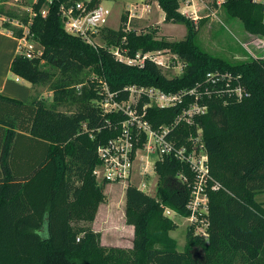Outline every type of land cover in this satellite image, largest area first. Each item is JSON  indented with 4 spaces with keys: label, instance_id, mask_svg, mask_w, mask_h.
<instances>
[{
    "label": "trees",
    "instance_id": "obj_1",
    "mask_svg": "<svg viewBox=\"0 0 264 264\" xmlns=\"http://www.w3.org/2000/svg\"><path fill=\"white\" fill-rule=\"evenodd\" d=\"M153 1L164 22L185 26L182 40L159 39L155 30L125 32L126 15H121L118 30L105 29L103 38L107 45H116L125 37L130 55L170 50L187 63L178 77L166 78L151 63L130 67L105 49L94 50L64 31L55 8L41 17L42 0L32 7L37 15L29 24L28 14L19 18L0 6V17L27 25L42 49L32 60L17 54L11 73L33 86L49 84L52 93L50 102L35 92L25 103L0 95V264H264V205L255 199L264 191V59L232 63L203 52L194 42L195 24L179 11V0ZM222 6L248 33L264 36V4L226 0ZM1 28L15 36L23 31L9 22ZM44 65L54 71L44 70ZM85 71L103 77L114 92L137 85L175 93L192 87L207 72L240 75L250 97L228 105L212 100L207 114L198 119L210 174L223 188L209 191L206 238L188 228L184 250L179 251L168 235L176 226L163 209L183 218L190 212V187L177 175L192 178L187 165L172 158L155 163L157 198L132 185L124 188L125 220L134 227L131 249L104 247L99 233L71 224L77 210L87 213L79 206L99 189L92 174L98 164L96 147L117 136L121 119L105 116L95 105L99 96L93 76L88 88L76 90ZM65 106L74 111L59 109ZM176 112L150 108L147 116L156 127L170 122ZM106 119L110 126H104ZM179 132L176 139L182 143L188 129Z\"/></svg>",
    "mask_w": 264,
    "mask_h": 264
},
{
    "label": "built area",
    "instance_id": "obj_2",
    "mask_svg": "<svg viewBox=\"0 0 264 264\" xmlns=\"http://www.w3.org/2000/svg\"><path fill=\"white\" fill-rule=\"evenodd\" d=\"M14 1L18 3L21 0ZM38 1L32 0L28 9V24L37 15L32 7ZM105 1L107 0H42L39 14L45 18L49 11L55 8L67 34L81 39L94 50L100 48L107 50L115 61L121 64L142 68L147 63H151L169 79L178 77L184 72L187 63L168 49L137 51L130 55L125 47V37L116 45H107L102 34L105 29H109L107 21L110 12L103 5ZM225 1L212 0V3L220 7ZM5 2L9 1L5 0ZM251 2L258 5L264 4V0H251ZM133 10H128L125 32L132 31L130 24L135 17ZM192 12L195 15L189 14L191 20L199 19L197 13ZM182 14L187 15L186 12ZM2 21L23 30L21 36H15L12 31H8L18 42V54L28 60L42 54L41 47L32 39L27 25H21L17 21L6 18ZM250 57L256 58L253 53ZM262 57L264 59V51ZM92 82L95 83V91L99 96L95 105L102 114L121 117L116 123L119 129L117 136L96 147L98 164L92 172L96 181L124 185L132 179L136 162L143 160L146 164L142 165V167L145 166L143 173H149L146 170L148 166L154 170L155 163L165 158H172L186 164L192 178L189 179L183 173H179L177 178L190 187L189 215L183 218L167 207L163 209L164 214L183 218L187 229L192 228L194 234L206 238L209 226V191H219L223 188L210 174L209 158L204 148L202 129L198 119L207 114L212 100L228 105L231 102H243L250 97L240 75L220 71L207 72L192 87L175 93L164 92L156 87L137 85H128L114 92L101 76H93ZM80 87L81 85L77 88ZM121 93H126V97L120 98ZM150 108H174L177 112L170 122L153 127L147 116ZM110 125V121L106 119L104 126ZM183 127L188 129V135L184 142L179 143L176 137L182 135L179 131ZM89 136L93 138L92 133ZM152 156L156 158L151 162Z\"/></svg>",
    "mask_w": 264,
    "mask_h": 264
},
{
    "label": "rangeland",
    "instance_id": "obj_3",
    "mask_svg": "<svg viewBox=\"0 0 264 264\" xmlns=\"http://www.w3.org/2000/svg\"><path fill=\"white\" fill-rule=\"evenodd\" d=\"M8 1L2 5L4 10L12 12L19 18L28 14V9L32 3V0H21L18 3L14 0ZM134 1L136 0H107L103 2V5L110 12L107 21L109 29L118 30L121 15L127 17L128 10L135 9L133 10L135 17L130 24L132 31L145 33L155 30L157 38L168 41H179L184 38L186 28L183 24H172L164 21L158 23L163 17V12L153 0L135 2V4ZM179 4V11L181 13L186 12L187 15L184 16L190 20L189 14L195 15L192 11L197 13L199 19L196 21L192 19L196 27L194 42L203 52L232 63L248 61L252 59L250 57L252 53L256 58H263L261 53L264 51V47H262L264 36L248 33L244 29L242 21L237 17L230 16L222 5L217 7L212 3V0H179ZM3 18L5 17H0V27L4 22L2 21ZM43 69L54 71L47 65H44ZM92 76L93 74L89 71L82 73L80 77L82 83L79 85L83 86L82 88H88L87 81ZM79 85L76 86L78 92L82 90L81 87L77 88ZM33 87L37 95L41 93L45 99L50 100L52 93L49 91V84H36ZM59 109L67 113L74 111L69 106ZM155 158L156 156H152L151 162ZM143 164L144 160L136 162L132 179L124 185L96 182L95 186L99 188L98 191L87 197L79 206L80 209L86 208L87 213L77 210L73 216L76 221H72L71 224L80 228L89 227L93 232L99 233L100 243L104 247L131 249L134 227L127 224L125 220L124 188L132 185L151 197L157 196L156 189L159 176L155 168L151 170L150 166L148 169L146 167L149 173H143L145 168V166L142 167ZM255 199L264 205V191L257 192ZM163 216L171 220L172 224L176 226L174 230L168 232V235L176 242L177 249L183 251L185 235L188 230L186 221L177 216H166L164 211ZM85 217L91 220L83 219Z\"/></svg>",
    "mask_w": 264,
    "mask_h": 264
},
{
    "label": "crops",
    "instance_id": "obj_4",
    "mask_svg": "<svg viewBox=\"0 0 264 264\" xmlns=\"http://www.w3.org/2000/svg\"><path fill=\"white\" fill-rule=\"evenodd\" d=\"M143 1L145 0H136L134 1V4L135 2L141 3ZM4 3L7 2L5 1L3 2V0H0V6L3 5ZM156 6H158L157 3ZM163 20H164V13H163V17L158 23H162ZM17 54H18V42L16 38L11 36L8 33V31L0 27V95L25 103L35 93L34 92L35 88L29 82L11 73L10 71L11 62ZM39 94L45 99V97L41 93ZM51 96H50V100H51ZM50 100L45 99L46 102H50Z\"/></svg>",
    "mask_w": 264,
    "mask_h": 264
},
{
    "label": "water",
    "instance_id": "obj_5",
    "mask_svg": "<svg viewBox=\"0 0 264 264\" xmlns=\"http://www.w3.org/2000/svg\"><path fill=\"white\" fill-rule=\"evenodd\" d=\"M261 56H263V53H261Z\"/></svg>",
    "mask_w": 264,
    "mask_h": 264
}]
</instances>
